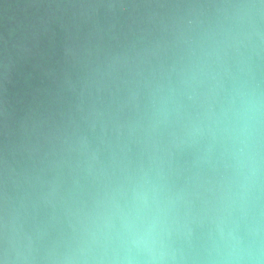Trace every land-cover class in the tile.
I'll return each instance as SVG.
<instances>
[{"label": "water", "instance_id": "obj_1", "mask_svg": "<svg viewBox=\"0 0 264 264\" xmlns=\"http://www.w3.org/2000/svg\"><path fill=\"white\" fill-rule=\"evenodd\" d=\"M0 264H264V0H0Z\"/></svg>", "mask_w": 264, "mask_h": 264}]
</instances>
